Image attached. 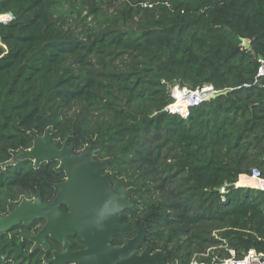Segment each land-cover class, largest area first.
Instances as JSON below:
<instances>
[{"label": "trees", "instance_id": "obj_1", "mask_svg": "<svg viewBox=\"0 0 264 264\" xmlns=\"http://www.w3.org/2000/svg\"><path fill=\"white\" fill-rule=\"evenodd\" d=\"M10 17L0 21V213L55 194L57 160L10 161L49 129L75 152L101 143L96 157L132 187L139 206L121 213L114 244L143 222V245L172 264L264 254V191H222L253 167L264 176V87L253 84L264 0H0ZM174 84L229 92L182 118L163 109ZM37 223L0 233V264H49L56 240L45 250L21 237Z\"/></svg>", "mask_w": 264, "mask_h": 264}, {"label": "water", "instance_id": "obj_2", "mask_svg": "<svg viewBox=\"0 0 264 264\" xmlns=\"http://www.w3.org/2000/svg\"><path fill=\"white\" fill-rule=\"evenodd\" d=\"M240 46L250 49V38L241 37ZM228 92L229 89L217 91L205 100ZM100 149L101 143L94 144L88 138L83 148L74 153L72 142L66 139L58 146L49 129L42 135L34 134L32 146L19 150L10 161L26 157L37 166L57 160L56 169L64 172L65 179L55 184L56 192L50 200H44L37 190L29 198L22 197L6 213H0V233L19 224L43 220L35 233H22L21 237L31 240L34 248L45 250H50L46 237L56 240L60 249L51 250V257L46 260L49 264H172L161 250L143 245L147 235L143 222L136 226L133 236H123L121 243H113L115 233L124 229L119 222L121 213L137 210L139 201L123 177L107 170L109 158H94ZM237 186V182L227 183L222 191ZM76 235L83 246L71 250L68 237Z\"/></svg>", "mask_w": 264, "mask_h": 264}, {"label": "built area", "instance_id": "obj_3", "mask_svg": "<svg viewBox=\"0 0 264 264\" xmlns=\"http://www.w3.org/2000/svg\"><path fill=\"white\" fill-rule=\"evenodd\" d=\"M254 59L256 71L253 75V84L264 87V56L255 55ZM217 91L219 90H216L211 84H203L195 88L174 84L169 87L171 101L163 109L169 113L178 114L182 118H187L191 108L198 106L206 97ZM241 176H245L254 183L238 186L264 191V176L259 168L253 167L249 173L240 174L239 179ZM208 250L203 254L204 256L209 255ZM229 254L222 257L212 255L209 261H198L193 258L189 264H264V254L254 249L247 250L240 258L235 256L233 249L229 250Z\"/></svg>", "mask_w": 264, "mask_h": 264}, {"label": "flooded vegetation", "instance_id": "obj_4", "mask_svg": "<svg viewBox=\"0 0 264 264\" xmlns=\"http://www.w3.org/2000/svg\"><path fill=\"white\" fill-rule=\"evenodd\" d=\"M65 140H66V139H65ZM62 143H63V141H62L61 143H59V141H58V146H60ZM74 150H75V148H74ZM74 153H75V151H74ZM94 158L99 159V160H102V159H100V158H98V157H96V156H95ZM50 161H52V160H50ZM45 162H49V161H45ZM57 165H58V161H57ZM56 167H57V166H56ZM56 170H57V169H56ZM107 170H108V169H107ZM57 171H59V170H57ZM61 171H62V170H61ZM62 172H63V171H62ZM63 173H64V172H63ZM64 179H65V174H64V176L62 177V179L59 180V181H57V182H60V181H62V180H64ZM57 182H55V184H56ZM55 184H54V185H55ZM52 197H53V196H52ZM43 199H44V200H50V199H45V198H43ZM62 209H63V210H66V209H65V206H62ZM1 214H2V213H1ZM35 221H38V223H37V224H38V225H37V226H38V229H39V228L43 225V223H44L43 220H35ZM33 222H34V221H33ZM33 222H31V223H33ZM31 223H30V224H31ZM30 224H28V225H30ZM19 225H21V224H19ZM17 226H18V225H17ZM25 226H27V225H25ZM38 229H37V230H38ZM37 230H36V231H37ZM10 231H11V230H10ZM30 231H31V234H33V233L36 232L33 228H31ZM23 233H26V232H23ZM21 234H22V233H21ZM46 240H47V237H46ZM68 240H69V237H68ZM48 243H49V242H48ZM58 244H59V243H58ZM49 245H50V244H49ZM58 249H60V244H59V248H58Z\"/></svg>", "mask_w": 264, "mask_h": 264}, {"label": "bare ground", "instance_id": "obj_5", "mask_svg": "<svg viewBox=\"0 0 264 264\" xmlns=\"http://www.w3.org/2000/svg\"><path fill=\"white\" fill-rule=\"evenodd\" d=\"M238 185H245V184H253L250 179L246 178L245 176H241L240 179L238 180Z\"/></svg>", "mask_w": 264, "mask_h": 264}, {"label": "rangeland", "instance_id": "obj_6", "mask_svg": "<svg viewBox=\"0 0 264 264\" xmlns=\"http://www.w3.org/2000/svg\"><path fill=\"white\" fill-rule=\"evenodd\" d=\"M1 21H7L9 20L8 18H0Z\"/></svg>", "mask_w": 264, "mask_h": 264}]
</instances>
